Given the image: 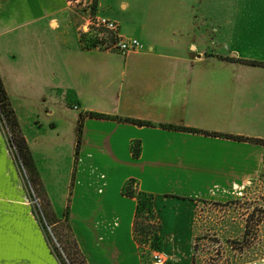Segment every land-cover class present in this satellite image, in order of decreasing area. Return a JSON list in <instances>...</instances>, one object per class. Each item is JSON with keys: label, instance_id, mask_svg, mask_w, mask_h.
Here are the masks:
<instances>
[{"label": "crops", "instance_id": "0c3cea01", "mask_svg": "<svg viewBox=\"0 0 264 264\" xmlns=\"http://www.w3.org/2000/svg\"><path fill=\"white\" fill-rule=\"evenodd\" d=\"M113 4L98 0L96 17L142 49H85L87 25L65 0H0V78L52 217L87 264H142L137 201L122 193L130 180L153 196L170 264H193V239L216 232L205 202L264 176V146L226 137L264 140V66L233 47L234 22L216 17V0ZM24 184L0 126V264H60Z\"/></svg>", "mask_w": 264, "mask_h": 264}, {"label": "rangeland", "instance_id": "374dc122", "mask_svg": "<svg viewBox=\"0 0 264 264\" xmlns=\"http://www.w3.org/2000/svg\"><path fill=\"white\" fill-rule=\"evenodd\" d=\"M91 1L81 0L79 3H70L72 13L80 27L87 25L85 31L87 41L108 40V35L101 28L90 24L96 17L95 14H90ZM118 1L113 0L117 12L120 11ZM216 17L231 19L234 22V36L237 35V41L233 42V47L238 50L242 58L253 62H264V0H216ZM229 32H232L231 28ZM0 126L7 143L9 142V151L22 174L38 225L45 231L51 253L57 257L60 264L65 260L67 264H73L72 243L65 228L66 222H61L56 227L49 226L50 231L47 229L48 226L34 203L36 198L41 205L42 198L38 190H35L34 186L31 187L28 180L30 176L21 160L17 158L15 146L10 144L11 129L2 114H0ZM206 207L216 210V232L206 231L193 239L190 247L193 264H264V176L243 193L216 203L205 202L201 207L202 211L207 210ZM48 221L51 225L52 220L49 218ZM153 235L141 238L142 264H149V253L155 249L156 240Z\"/></svg>", "mask_w": 264, "mask_h": 264}, {"label": "trees", "instance_id": "16d2710c", "mask_svg": "<svg viewBox=\"0 0 264 264\" xmlns=\"http://www.w3.org/2000/svg\"><path fill=\"white\" fill-rule=\"evenodd\" d=\"M65 1L71 4L81 2V0H65ZM97 1L98 0L91 1L90 7H89L91 15H94L96 12L97 3H98ZM102 30L108 35V38H109L108 40L98 41V39L97 40L95 39L94 41L93 40L87 41L86 33H80V41L83 47L85 49H92V48H100V49H106V50L110 49L111 45L117 42L118 40L117 36L113 34L112 32L106 31L104 29ZM247 63L250 65L264 66V63H258V62H253V61H250ZM0 114L4 115L5 120L9 123L10 129H11L10 131L12 133V138L9 141L11 145L15 146L17 158L21 160L24 168H26L29 174L28 176H30V179L27 176L26 177L28 178L31 184V187L34 186L35 190H38L39 195L42 198V204L40 205V208H41L40 210L44 218V221L46 222L48 226H52V227L58 226L61 223V221L56 220L54 217H52L50 204L44 193L43 186L40 182L39 176L36 172L30 150L27 146V143L24 137L21 134L18 120L16 118L14 110L12 109L8 96L5 92L1 78H0ZM88 116L91 118H97V119H109V117L105 115H100V114L89 113ZM125 121H128V120H125ZM131 123H136L139 125H146V126L149 125L147 123L137 122V121H131ZM169 128H172V127H169ZM81 134H82V125L80 122L79 128H78V137H77L78 139H77V145L75 149V155L79 153ZM210 135L218 136V134H210ZM226 137L228 139H232V140L239 141V142H249V143H254V144L264 146V140H261V139H252V138H246L242 136H231V135H226ZM133 151H134V155L138 154V143L134 144ZM122 193L126 197L135 198L137 201L136 213H135V218H134V223H133L134 240L136 241L137 245L140 247V249H142L141 247L143 245V242L141 238H146L150 234H154L153 236H155V240H156L154 247L155 249L161 251V245H162V239L160 237L161 226L155 220V213H154L153 206H152L153 196L151 194H147V193L140 191L138 189L137 184L133 180H130L126 183V185L124 186L122 190ZM49 218L50 220H52L51 225L48 221ZM65 228L68 232L69 237L71 238L72 251H73L72 253L73 257H71V259L73 260L72 263L73 264H87L85 257L80 251L77 245V242L74 238V235L67 223H66ZM153 231L155 233H153ZM57 256L59 255L57 254ZM61 264H67L66 260L65 262H62Z\"/></svg>", "mask_w": 264, "mask_h": 264}, {"label": "built area", "instance_id": "2783aa9c", "mask_svg": "<svg viewBox=\"0 0 264 264\" xmlns=\"http://www.w3.org/2000/svg\"><path fill=\"white\" fill-rule=\"evenodd\" d=\"M90 24L92 26L97 27V28H101V29H104L106 31L112 32L113 34H115L117 36L118 40L115 44L111 45V47H110L111 50H115V51H118L120 53H126V52L131 51V50L142 49V47H143L142 44L137 39L120 38V36L118 34V25L113 21L107 20L105 18L94 17ZM75 109H76V107H75ZM21 168L23 170L22 166H21ZM23 172H24V170H23ZM34 203L39 208V211L41 213L38 199L35 198ZM41 215H42V213H41ZM42 218H43V216H42ZM46 226H48V225H46ZM47 229L50 231L49 226L47 227ZM54 242L56 243L55 239H54ZM149 258H150L149 264H170V259L162 251H159V250L153 249L152 251H150Z\"/></svg>", "mask_w": 264, "mask_h": 264}]
</instances>
